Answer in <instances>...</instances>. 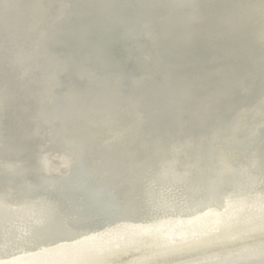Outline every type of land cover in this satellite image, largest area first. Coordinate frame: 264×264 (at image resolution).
<instances>
[{
    "label": "water",
    "instance_id": "95a60500",
    "mask_svg": "<svg viewBox=\"0 0 264 264\" xmlns=\"http://www.w3.org/2000/svg\"><path fill=\"white\" fill-rule=\"evenodd\" d=\"M173 5L168 9L162 0H0V225L17 240L5 242L0 252L22 244L18 232L35 223L42 230L39 237L97 232L94 239L108 259L97 263L81 257V264L148 254L153 245L172 249L156 238L131 233L130 227L118 228L153 199L150 190L156 182L147 181L144 202L137 206L138 197L129 200L141 175L153 170L162 179L159 200L153 201L170 211L174 203L185 209L188 190L210 205L215 200L224 205L231 198L224 194L228 187L220 183L221 174L210 168V160L219 157L220 141L239 147L242 140L248 145L258 140L264 146V55L244 60L247 73L237 75L217 52L209 57L206 50L212 46L205 29L209 18L202 12L221 10L218 0ZM95 10L102 11L100 21L93 19L97 30L79 28L72 41L83 43L84 50L97 48L109 59L106 67H92L80 56L70 64H57L54 53L59 42L63 45L62 30ZM122 11L130 13L124 19L143 21L151 37L138 39L134 49L140 54L131 62L125 54L115 58L109 53L116 37L99 26ZM263 11L264 6L257 8V18L249 24L259 25ZM116 28L128 32L123 24ZM216 29L221 27L216 24ZM135 39L124 46L132 48ZM254 41L247 46L260 53ZM146 43L156 45L145 52ZM112 94L118 98L115 102L109 101ZM190 139L194 141L187 142ZM196 141L201 148L191 145ZM191 149L192 156L181 158ZM51 153H59L55 166ZM202 162L209 169L192 178V166ZM167 193L171 199L162 200ZM22 200L33 209L28 223L15 212ZM119 230L118 235L134 240L112 244L111 234ZM230 261L218 256L195 264Z\"/></svg>",
    "mask_w": 264,
    "mask_h": 264
},
{
    "label": "bare ground",
    "instance_id": "6f19581e",
    "mask_svg": "<svg viewBox=\"0 0 264 264\" xmlns=\"http://www.w3.org/2000/svg\"><path fill=\"white\" fill-rule=\"evenodd\" d=\"M162 1L165 7L168 6V9L176 7L173 5L175 2L189 4V0H171L172 5L165 0ZM218 3L223 6L221 10L205 9L202 12L208 15L209 21L205 25V29L211 46L214 48H206V50H208L209 57L211 51L217 52L221 62L229 64L234 73L243 76L247 73L244 60L250 61L260 54L264 55V39L260 37L264 35V11L258 16L259 25L249 24L251 19L257 18L256 10L264 6V0H218ZM126 11L119 12L118 16L113 19L99 23V26L105 34L116 37V42L108 48L109 53L113 54L115 58L125 54L127 62H131L140 54L139 49H134L138 39L148 37L150 40L151 37L146 32L143 21L135 22L124 19L130 14ZM101 12L95 10L89 16L80 17L79 23H74L62 30L63 45L59 46L61 44L59 42L54 53L57 64H70L71 61L74 62L77 59L76 56H80L90 61L92 67L102 68L107 65L108 57L98 54L100 51H97V48L84 50L83 43L73 42V38H76L74 34H79V28H84L88 33L97 30L98 23L93 19L100 21ZM187 22H189L188 19ZM117 23L123 24L128 32L124 30L119 32L116 28ZM215 23L221 29H216ZM171 25L172 23L166 24L167 27H171ZM219 36L221 37L217 40ZM86 37L90 38L88 35ZM136 37L132 48L124 46L126 41L132 42ZM238 41L245 42V46L237 44ZM252 41H254V48L257 45L260 47V53L247 46ZM97 45L99 44L97 43ZM155 45L146 43L144 51L149 52ZM144 51L142 58L146 56ZM116 64H118V60ZM256 72L252 74L254 75ZM98 73L99 69L97 68L95 74L98 75ZM104 84L105 82L102 85ZM111 98L110 102H115L118 99L116 94H112ZM193 141V139L187 140L189 143ZM257 142L258 140H255L251 145H248L242 140L239 147L218 142L216 149L219 157L212 156L214 161L210 160L213 165L210 168L215 170L218 175L221 174L220 183L228 187L224 194H230L231 198L226 199L224 205L219 200H215V204L210 205L209 200L203 201L202 198L199 200L198 196L194 195L197 194L196 192L188 190V196L183 195L185 209L182 210L178 207L181 205L174 203L173 211H170L160 202L153 201L154 199L159 200L157 189L162 179L158 172H153V170L146 175H141L142 180L129 200L133 201L134 197H138L137 206L144 202L146 196L144 185L147 181L156 182V188L150 190L153 199L150 202H144L140 209L130 213L129 220L118 228L130 227L134 229L131 233H141L138 235L156 238L160 243L168 245L172 249L153 245V252L108 260L107 264H195L213 260L218 256L231 259L229 264H264V153L262 151L264 146ZM191 145H195L196 148L202 147L199 141ZM185 152L187 153L182 152L181 158L192 156L194 149ZM58 154H50L54 160L53 166L56 165L55 159ZM204 169H209V164L205 162L194 164L190 175L194 179L200 178ZM138 170L141 171L140 168ZM243 186L246 188L243 189ZM164 196L171 199L169 193L162 194V200H165ZM147 203L153 207L152 210H147ZM27 204H29L28 200H22L15 206L17 207L15 212H21L22 219L28 223V220L34 218V213L31 212L33 209L27 208L29 206ZM127 223L132 225L126 226ZM26 228L27 230L18 232V235L23 239L22 244L5 250L6 253L0 252V264H81V257L82 259L86 257L87 261L95 258L97 263L108 259L107 256H101L104 250L98 248L101 244L94 239L93 235L97 233L95 231L82 230L79 234L89 232L84 233L82 237L78 233L72 234L74 232L63 237L60 234L57 237L51 236L54 234L39 237L37 234L42 230L36 223L29 224ZM144 230L147 232H143ZM106 231L99 229V233ZM114 233L111 234L115 241L112 244L116 245H119V241L122 242L124 238L128 243L135 238V236L128 238L123 234L118 235L122 233L121 230ZM84 238L89 239L76 242ZM7 241L17 240L13 239L10 230L0 225V246L3 247ZM73 242L76 243L72 244ZM106 243L103 245L104 248ZM87 248H93V250L90 253L84 252ZM160 249L166 251L161 252ZM8 251L12 252L7 253ZM94 251L96 253H93Z\"/></svg>",
    "mask_w": 264,
    "mask_h": 264
}]
</instances>
